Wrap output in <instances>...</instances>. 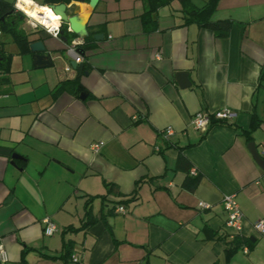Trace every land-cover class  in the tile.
I'll use <instances>...</instances> for the list:
<instances>
[{
	"label": "crops",
	"instance_id": "0c3cea01",
	"mask_svg": "<svg viewBox=\"0 0 264 264\" xmlns=\"http://www.w3.org/2000/svg\"><path fill=\"white\" fill-rule=\"evenodd\" d=\"M167 1L145 28L146 0L66 5L84 15L93 39L85 73L65 51L83 38L67 44L20 18L19 29L51 57V67L37 68L35 53L1 33L10 56L0 70L4 264H264V237L253 228L264 219V0H219L210 20L231 21L225 37L180 26L182 3ZM224 109L235 118L194 128L195 114ZM187 176L198 178L193 190L183 186ZM226 195L242 214L238 238L250 243L231 253ZM44 219L55 226L51 236Z\"/></svg>",
	"mask_w": 264,
	"mask_h": 264
},
{
	"label": "trees",
	"instance_id": "16d2710c",
	"mask_svg": "<svg viewBox=\"0 0 264 264\" xmlns=\"http://www.w3.org/2000/svg\"><path fill=\"white\" fill-rule=\"evenodd\" d=\"M72 0H42L41 6H51V5H59L65 4L68 5ZM219 0H206V2L201 6H195L192 4L186 3L187 0H180L182 3V24L180 26H184L187 24H195L199 28L209 29L213 32L215 37H225L228 35L231 27L230 20L223 21H211L210 16L215 11L216 5ZM147 3V4H146ZM145 11L141 17V22L143 27H147L150 24L152 26L155 23V19L153 15L156 9L160 6H164L168 3L167 0H146ZM17 13V12H16ZM20 18H22L21 14H15L13 9V5L0 1V30L2 34L9 35L13 42L18 46L21 52L30 53L29 45L31 44L30 40H28L27 36L23 33L21 29H19ZM59 37H64L65 42L68 44L70 41L76 36L73 33H69L66 30V25L62 24L59 30ZM93 42L91 34H88L83 41L77 46V50L79 55L82 57L81 71L79 73H85L89 71V66L86 63V52L90 49V45ZM32 53V52H31ZM10 56H7L2 48L0 47V70L6 72L8 70ZM78 77L72 81V84L76 85V91L82 92V87L77 84ZM70 82H65L61 85H58L54 89V93L58 94L63 90L68 88V84ZM181 159L178 157L177 166L180 167ZM197 176L190 177L187 176L183 183V186L188 190H193L197 185ZM143 180H140L138 184H140ZM229 247L227 249L228 253L237 251L242 248V245L250 244L248 241H244L239 239L238 236H233L232 241L229 243ZM21 264H27L22 258Z\"/></svg>",
	"mask_w": 264,
	"mask_h": 264
},
{
	"label": "built area",
	"instance_id": "2783aa9c",
	"mask_svg": "<svg viewBox=\"0 0 264 264\" xmlns=\"http://www.w3.org/2000/svg\"><path fill=\"white\" fill-rule=\"evenodd\" d=\"M16 3L17 0L14 1L13 3V9L15 12L21 14V16L25 19V22L28 27H30L33 31L37 29H42L45 31L49 36L53 38H59V30L61 28V20L60 17L58 16V26L55 27H47L44 24H42L39 20L33 18L32 16L26 14V12L21 11L16 8ZM49 7V6H47ZM50 10L53 12L52 8L49 7ZM54 13V12H53ZM55 14V13H54ZM56 15V14H55ZM67 32H70V29L68 26H66ZM0 35H1V30H0ZM81 42H71L67 47H66V54L72 58V60L75 62V64L79 65L82 63V57L76 52L77 46ZM158 57V56H157ZM70 68L67 67L66 71H68ZM236 116V113L230 110H220L217 111L213 114H208L205 112H199L195 114L192 124L195 129L197 130H207L210 127V123L212 119H214L217 122L221 123H226L229 122L230 120L234 119ZM172 135V130L168 127L164 130L163 132V138L167 139L169 136ZM93 150L97 151L99 148V144H94ZM261 157L264 158V149L261 150L260 152ZM193 174H195L194 170H192ZM202 209L208 208V205L201 202L198 205ZM222 207L223 211L226 214V219H225V226L227 229H229L232 232V236H238L241 234L242 231V214L239 210L238 204L235 201V198L233 195H226L222 198ZM124 210L122 208L118 209V212H123ZM43 234L45 236H51L53 232L55 231V226L52 222H50L48 219H44L43 221ZM253 228L256 232H258L261 237H264V219L259 220L254 223ZM244 253H247V249L243 248L242 250ZM76 262V259L73 260ZM7 262V256L6 253L0 244V263L4 264Z\"/></svg>",
	"mask_w": 264,
	"mask_h": 264
},
{
	"label": "water",
	"instance_id": "95a60500",
	"mask_svg": "<svg viewBox=\"0 0 264 264\" xmlns=\"http://www.w3.org/2000/svg\"><path fill=\"white\" fill-rule=\"evenodd\" d=\"M74 1L77 3H83L85 0H74ZM97 1L98 0H88L89 8L93 9ZM49 7H51L53 12L60 17L61 23L69 27L71 33H73L78 38H85L87 36L85 22L83 21V16H84L83 14L81 15L80 12L78 14H70L68 10L69 8H67L65 4L51 5ZM99 37H101V35H96L94 36V39L97 40ZM29 50L32 53L36 54L33 62L34 66H36L37 68H49L52 66L51 57L49 55L43 54L45 48L43 47L40 41L32 42L29 45ZM76 52L78 53V50H76ZM70 65L72 66L73 69L77 71H81V65L75 64L73 60L70 62ZM175 78L181 88H185L189 86L187 73L179 72L176 74ZM85 96L86 95L82 93L80 94L79 97L80 99H84ZM253 153L258 158V155L254 149H253ZM12 159L18 160L20 158L16 155H13ZM11 164H13V162Z\"/></svg>",
	"mask_w": 264,
	"mask_h": 264
},
{
	"label": "bare ground",
	"instance_id": "6f19581e",
	"mask_svg": "<svg viewBox=\"0 0 264 264\" xmlns=\"http://www.w3.org/2000/svg\"><path fill=\"white\" fill-rule=\"evenodd\" d=\"M41 9L40 11H36L35 12V16H32L33 18L39 20L42 24H44L47 27H55L58 26V16L55 15L49 7L47 6H38L35 3H33L31 6L28 7V11L29 12H33L35 11V9ZM44 8H47L51 11L52 16L56 17V20H53L50 16L47 15V13L45 11H43ZM31 16V15H30ZM83 21L85 22V17L83 16Z\"/></svg>",
	"mask_w": 264,
	"mask_h": 264
},
{
	"label": "clouds",
	"instance_id": "9594fccd",
	"mask_svg": "<svg viewBox=\"0 0 264 264\" xmlns=\"http://www.w3.org/2000/svg\"><path fill=\"white\" fill-rule=\"evenodd\" d=\"M32 4H33V0H17L16 8L26 12V14L28 15L35 16V12L40 11L41 9L37 8L35 9V11L29 12L28 7L31 6ZM43 11H45L47 15L50 16L53 20L57 19L56 17L52 16V13L49 9L44 8Z\"/></svg>",
	"mask_w": 264,
	"mask_h": 264
},
{
	"label": "rangeland",
	"instance_id": "374dc122",
	"mask_svg": "<svg viewBox=\"0 0 264 264\" xmlns=\"http://www.w3.org/2000/svg\"><path fill=\"white\" fill-rule=\"evenodd\" d=\"M36 3L38 4V3H40L39 1H36Z\"/></svg>",
	"mask_w": 264,
	"mask_h": 264
}]
</instances>
